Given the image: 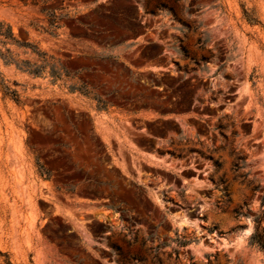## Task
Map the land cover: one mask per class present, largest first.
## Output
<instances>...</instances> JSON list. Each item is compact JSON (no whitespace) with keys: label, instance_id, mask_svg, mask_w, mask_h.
I'll return each instance as SVG.
<instances>
[{"label":"rangeland","instance_id":"rangeland-1","mask_svg":"<svg viewBox=\"0 0 264 264\" xmlns=\"http://www.w3.org/2000/svg\"><path fill=\"white\" fill-rule=\"evenodd\" d=\"M0 22L61 73L0 49V264H264V0H0Z\"/></svg>","mask_w":264,"mask_h":264},{"label":"trees","instance_id":"trees-1","mask_svg":"<svg viewBox=\"0 0 264 264\" xmlns=\"http://www.w3.org/2000/svg\"><path fill=\"white\" fill-rule=\"evenodd\" d=\"M42 11H45L47 13L50 12L49 8H47L45 6L42 7ZM49 17H50V29L49 30L51 33L56 34L55 30L59 27L57 22H58L60 17L57 16L53 11H52V13L49 14ZM8 41H15L24 47H30L33 50V52L37 53L39 56H41V58H43L42 63L39 65L31 64L27 60L23 61L22 63L15 62L16 65L18 67H20L21 69H23L29 73L39 75V74H42L44 69L48 66L51 69L52 75H55L56 77L61 75L60 70L58 68H56L54 64H51L48 61V59H45L43 57L45 54L40 53L38 51L37 47L30 44L29 42H25V41L19 42L15 38L11 27L10 26L4 27V24L0 22V49L2 46H6ZM149 45L157 46V43L156 42H149ZM10 54H11V52H10L9 48H6L5 53L1 52V50H0V55L4 58V60L6 62H13V58L11 57ZM0 88L2 89V91L5 95L10 96L16 102L20 101L19 93L17 92L16 89H13L12 87H10L5 82L4 78L1 77V72H0ZM70 88L73 91L80 90V88L77 87L76 85H72V86H70ZM220 127H222V126H220ZM231 152L234 153L235 150L233 149ZM37 164L39 165L40 173L42 175H45V174L50 175L49 171H47V169L44 167V165H42L39 161H37ZM244 164H245V158L241 155H238L237 160L233 165L234 171L239 172L243 168ZM216 165L219 166L220 162L216 161ZM240 176H242L243 178H246L247 174L243 173ZM258 189H259V186L254 187L255 191ZM259 198H260V212L255 214L253 217L255 225H254V231L249 238V244L251 246L257 247L258 249H260L264 252V225H263V222H264V187L261 190V194H260ZM235 212L237 213V215H241V214L245 215V213L240 211V210H235ZM0 253H1V251H0ZM9 264H12V263H9Z\"/></svg>","mask_w":264,"mask_h":264}]
</instances>
